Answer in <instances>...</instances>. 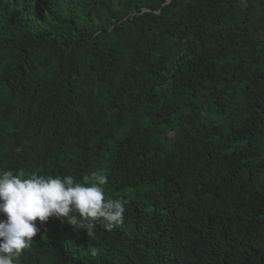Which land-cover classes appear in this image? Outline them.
<instances>
[{
  "label": "trees",
  "instance_id": "16d2710c",
  "mask_svg": "<svg viewBox=\"0 0 264 264\" xmlns=\"http://www.w3.org/2000/svg\"><path fill=\"white\" fill-rule=\"evenodd\" d=\"M0 170L127 201L19 264H264V1L0 0Z\"/></svg>",
  "mask_w": 264,
  "mask_h": 264
},
{
  "label": "clouds",
  "instance_id": "9594fccd",
  "mask_svg": "<svg viewBox=\"0 0 264 264\" xmlns=\"http://www.w3.org/2000/svg\"><path fill=\"white\" fill-rule=\"evenodd\" d=\"M24 177L23 172L0 170V215L5 217L0 219V264H19L40 230L37 221L56 217L87 234L101 221L108 229L124 222L127 201L105 197L102 186L108 178L102 173L86 174L82 183L71 175Z\"/></svg>",
  "mask_w": 264,
  "mask_h": 264
},
{
  "label": "built area",
  "instance_id": "2783aa9c",
  "mask_svg": "<svg viewBox=\"0 0 264 264\" xmlns=\"http://www.w3.org/2000/svg\"><path fill=\"white\" fill-rule=\"evenodd\" d=\"M264 1V0H263Z\"/></svg>",
  "mask_w": 264,
  "mask_h": 264
},
{
  "label": "water",
  "instance_id": "95a60500",
  "mask_svg": "<svg viewBox=\"0 0 264 264\" xmlns=\"http://www.w3.org/2000/svg\"><path fill=\"white\" fill-rule=\"evenodd\" d=\"M170 1V0H169Z\"/></svg>",
  "mask_w": 264,
  "mask_h": 264
}]
</instances>
